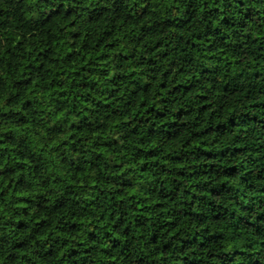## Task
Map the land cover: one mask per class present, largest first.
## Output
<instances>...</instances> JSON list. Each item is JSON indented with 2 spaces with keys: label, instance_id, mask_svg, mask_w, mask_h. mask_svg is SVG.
<instances>
[{
  "label": "clouds",
  "instance_id": "1",
  "mask_svg": "<svg viewBox=\"0 0 264 264\" xmlns=\"http://www.w3.org/2000/svg\"><path fill=\"white\" fill-rule=\"evenodd\" d=\"M2 10L0 264H264V0Z\"/></svg>",
  "mask_w": 264,
  "mask_h": 264
},
{
  "label": "trees",
  "instance_id": "2",
  "mask_svg": "<svg viewBox=\"0 0 264 264\" xmlns=\"http://www.w3.org/2000/svg\"><path fill=\"white\" fill-rule=\"evenodd\" d=\"M7 0H0V15H3V16H7L8 14L7 13H3V10H2V5L4 3H6ZM217 2L219 3V0H217ZM221 22L218 20V23ZM214 38V37H213ZM257 135H260V132L258 131L257 132ZM262 164H264V161L261 162ZM10 171V170H9ZM232 172H234L235 170H231ZM226 179H235V180H239L240 181V187L242 189H245L247 190V195L244 194V192L242 191L241 192V200L240 202H236V201H233L231 199V196H232V193H229V192H223L221 194H219V199L222 200L225 205L227 207H229L230 209H234L236 210L239 214H242V215H245V216H248L252 223L254 224L257 220V217L255 215H253L248 209H247V204H249L251 201H250V197H261V196H264V191H260L259 189L264 186V180H261L257 177H254L253 180H250V181H247V182H244L243 181V177L242 175H238L237 177H226ZM252 183H255L257 185L256 188H250L249 185L252 184ZM0 186H2V184H0ZM22 187V183L20 181H17L16 184H9V187L8 188H5L4 189V192L3 193H0V197H3V196H6V194L8 193L9 189H11L12 191H15L17 188H20ZM20 199L22 200H26V198H23L21 197ZM25 214H27V210L25 211ZM230 214V213H229ZM23 223L24 222H19V223H16L15 226L17 228H20L23 226ZM260 223L262 225H264V218H260ZM250 231H252V233L254 234L255 233V229H250ZM88 240L93 244L95 245V243H97L98 241L96 240L95 237H93L91 234H89L88 236ZM79 249H77L76 251H73L71 254H70V258H69V264H75V260L77 259V251ZM191 251H193V253L195 252H198L199 251V248H194V249H190ZM81 264H84V261L82 260L81 261Z\"/></svg>",
  "mask_w": 264,
  "mask_h": 264
}]
</instances>
